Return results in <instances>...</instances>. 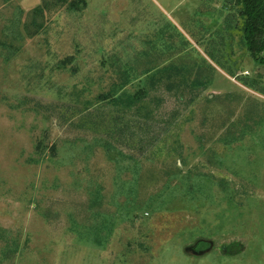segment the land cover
Segmentation results:
<instances>
[{
	"label": "rangeland",
	"instance_id": "374dc122",
	"mask_svg": "<svg viewBox=\"0 0 264 264\" xmlns=\"http://www.w3.org/2000/svg\"><path fill=\"white\" fill-rule=\"evenodd\" d=\"M80 1L0 0V264H264V65L232 5Z\"/></svg>",
	"mask_w": 264,
	"mask_h": 264
},
{
	"label": "trees",
	"instance_id": "16d2710c",
	"mask_svg": "<svg viewBox=\"0 0 264 264\" xmlns=\"http://www.w3.org/2000/svg\"><path fill=\"white\" fill-rule=\"evenodd\" d=\"M227 6L232 5L229 18L237 23L239 19L242 20V32L244 34L243 40L245 45L248 48L250 55L261 64L264 65V0H223ZM83 2L86 5L85 1ZM77 5V2H72ZM71 3V4H72ZM46 5L47 2H46ZM38 7L31 9L30 11L37 12L42 11L43 9L38 10ZM237 20V21H236ZM72 57H68L67 61H70ZM144 82L142 79L140 81ZM246 85L255 87V83L244 82ZM256 88V87H255ZM148 94V90L142 87H139L136 92V96L139 98V101L142 100Z\"/></svg>",
	"mask_w": 264,
	"mask_h": 264
}]
</instances>
